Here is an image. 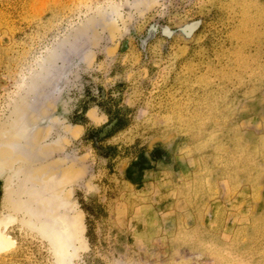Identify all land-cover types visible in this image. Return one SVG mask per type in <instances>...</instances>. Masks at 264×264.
Wrapping results in <instances>:
<instances>
[{"label": "rangeland", "instance_id": "374dc122", "mask_svg": "<svg viewBox=\"0 0 264 264\" xmlns=\"http://www.w3.org/2000/svg\"><path fill=\"white\" fill-rule=\"evenodd\" d=\"M134 1L0 0V132L52 46L112 12L49 87L69 230L7 208L14 164L0 264H264V0Z\"/></svg>", "mask_w": 264, "mask_h": 264}, {"label": "bare ground", "instance_id": "6f19581e", "mask_svg": "<svg viewBox=\"0 0 264 264\" xmlns=\"http://www.w3.org/2000/svg\"><path fill=\"white\" fill-rule=\"evenodd\" d=\"M136 1H138V0H135L134 4H137ZM139 3L140 2H138V4ZM109 14H112V12H110ZM113 15H115V13ZM110 18L112 19L111 16H110ZM105 31H108V30H105ZM86 49H87V47H86ZM70 58H72V57L68 56L66 58L67 64H68L67 61ZM63 65H64L63 68H65L66 67L65 64H63ZM64 80H65V78H64V76H62L61 81H64ZM15 116H16V118H15V121L12 123V125L5 128V130H4V133L7 135H6V138L4 139V146L3 145L0 146V172L2 170H8V169L12 168L13 166H15L14 164H18V168H16V171H17L16 172V174H17L16 178L18 180L17 181L18 186H16L15 191L13 190L11 192H8V199H7V201H8L7 208L12 210L15 213H18L21 211L26 212L27 208H28V210H29V208H32V207H30L29 202L27 204L25 203L27 208H25V207H24L25 209L22 208V205L20 204L19 201H20V197L23 194H29L30 197H32V199L34 201L37 200V202H38L39 200L37 199L36 195H39L40 190H43L41 192H44L45 194L51 193V194L56 195V199L58 201V199L60 197V193H61V186L64 185V181H67L68 179H72V178H70V176H72L73 174L71 173V171H69V168L65 170L64 169L65 167L63 168L62 165L57 164V163L54 164L53 160H51V161H53L52 163L46 162V160L48 158H51V156L54 153L52 154V150L45 149L46 147L45 148L40 147L39 142L42 141V139L39 137L38 134H35L33 132H28V129L30 127H34V125L37 123V118L36 117H31V118L29 117L28 118V115H26L24 113V111L21 110V106L20 107L18 106V109L16 110ZM57 119H58V117H57ZM60 161H63V160H60ZM64 195H66V194H64ZM67 198H69V197H67ZM33 200H32V204H34ZM51 207L52 206L49 202H38V206L32 208L33 213L31 212L32 215H30V216L32 217V220H31L32 223L31 224H33L32 225L33 227H35L34 224L36 222V224H40L41 226L46 227V225H47V228H49V230L53 229L50 227V222H51L50 220H43V219L39 218L40 215H38L40 213H45L48 216H51L52 215L51 214V210H52ZM58 209H60L59 206H58L57 210ZM28 210H27V212H28ZM13 221H14V219H4L2 221V223L0 224V227L7 228L8 225L11 224ZM44 221H46V225H43V223H45ZM47 222L49 224H47ZM36 228H39V227H36ZM35 231H36V229H35ZM46 232H45V234H46ZM56 232H57V230H56ZM45 234H42V235L46 236ZM55 236H56V234H55ZM57 237H59V238L63 237V239L65 238L64 236H61L59 234ZM47 238L51 239V237L49 238V236ZM59 238H58V240H59ZM8 239L9 238H7L4 233L0 232V253L8 251L14 245ZM54 240H55V238L53 239V241ZM58 240H55V241H58ZM54 243H56V242H53L52 244L54 245ZM65 247H67V246H65Z\"/></svg>", "mask_w": 264, "mask_h": 264}, {"label": "water", "instance_id": "95a60500", "mask_svg": "<svg viewBox=\"0 0 264 264\" xmlns=\"http://www.w3.org/2000/svg\"><path fill=\"white\" fill-rule=\"evenodd\" d=\"M110 11L102 10L98 14L87 21L82 22L74 30L67 33L63 38L55 43L51 50L46 53L37 64L31 77L27 80L23 91L17 99H15L8 121L3 125V132H0V146H4L6 135L4 129L12 125L15 121V114L18 106L24 111L28 118L36 117L37 123L34 127H30L28 132L38 134L43 140L51 130L50 128L58 122L53 117L55 112V98L51 95L49 87L55 83L62 69L57 64V61H65L71 55L83 56L86 51V42H92L98 37L97 29L106 30L108 28L105 23V17ZM7 125V127H6ZM39 142L40 147H42ZM43 148V147H42ZM36 195L38 202H49L51 204V216L45 213H40L39 218L50 220V227L58 230L68 231V215L67 213L59 215L57 212L61 202L57 201L56 195L44 192ZM46 224V221H44ZM47 224H49L47 222ZM65 224H67L65 229Z\"/></svg>", "mask_w": 264, "mask_h": 264}]
</instances>
